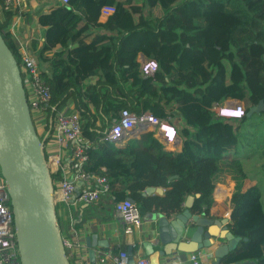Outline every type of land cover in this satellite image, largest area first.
<instances>
[{
  "label": "trees",
  "instance_id": "1",
  "mask_svg": "<svg viewBox=\"0 0 264 264\" xmlns=\"http://www.w3.org/2000/svg\"><path fill=\"white\" fill-rule=\"evenodd\" d=\"M105 6L116 12L100 24ZM9 11L5 6L0 33L20 66L21 48L8 30L13 16ZM39 21L47 27L43 51L73 46L69 59L56 54L52 73L43 74L52 99L50 107H43L49 125L40 138L55 124L52 108L62 110L71 99L92 147L86 168L96 174L106 168L113 202L132 199L146 213L171 219L182 213L188 196L199 194L191 211L209 216L215 180L231 171L241 154L242 129L252 119L247 113L264 101V0H71ZM138 52L158 62L154 76L141 74ZM226 99L247 104L242 119L211 111ZM123 109L136 115L160 109L175 127L180 121L181 152L167 151L152 134L143 162L135 158L139 137L124 149L101 141ZM52 176L54 180L58 175ZM148 188L164 192L147 194ZM231 207L228 232L241 241L228 262L264 264L260 189H237ZM58 223L63 236L60 218Z\"/></svg>",
  "mask_w": 264,
  "mask_h": 264
},
{
  "label": "water",
  "instance_id": "2",
  "mask_svg": "<svg viewBox=\"0 0 264 264\" xmlns=\"http://www.w3.org/2000/svg\"><path fill=\"white\" fill-rule=\"evenodd\" d=\"M264 112V101L251 107L248 117ZM0 169L8 186V194L17 230L22 264H72L63 244V236L54 204V184L43 142L33 123L22 82L19 63L0 33ZM147 194H162L161 188H148ZM200 195L188 196L185 207L191 209ZM132 203L134 201L129 199ZM150 227L142 246L150 264H174L182 257L211 250L214 259L204 264H256L255 262L229 263L240 238L228 232L230 221L204 218L184 213L175 221L161 214L141 210ZM151 232V233H150ZM100 234L86 236L91 262L95 261L97 247L109 249V240H99ZM247 240V239H245ZM128 262L135 264L133 241L128 242Z\"/></svg>",
  "mask_w": 264,
  "mask_h": 264
},
{
  "label": "built area",
  "instance_id": "3",
  "mask_svg": "<svg viewBox=\"0 0 264 264\" xmlns=\"http://www.w3.org/2000/svg\"><path fill=\"white\" fill-rule=\"evenodd\" d=\"M7 9L14 5L15 0H2ZM71 0H59L61 5H69ZM113 6L101 9L98 23L105 24L115 14ZM21 74L23 86L26 90V99L32 115L37 119L39 128L48 127L49 118L42 113V107H50L51 89L43 79V70L30 52L21 51ZM159 68L156 60L141 62V74L154 76ZM226 102L230 100L226 99ZM238 116H243L246 107L238 104L235 108ZM220 104L216 103L211 111H219ZM56 113L54 126L50 125L49 133L43 145L46 160L51 174L60 177L53 180L54 204H65L69 211L76 204L92 205L98 203L103 197L111 194L112 178L103 168L102 174H95L86 168L89 162L88 150L91 144L83 136L81 116L69 106L62 110L52 108ZM50 118V122H52ZM169 114L162 112L144 111L136 115L127 109L120 111L118 119L114 122L108 133L101 141L118 143L125 139L131 141L140 137L148 130L157 131L167 143H177L178 133L171 124ZM177 127V126H176ZM178 128V127H177ZM43 137V134L39 133ZM234 190V189H233ZM233 191L224 181L214 184L210 196L216 199L228 200ZM73 203V204H71ZM115 215L126 225V232L131 234L132 228L142 229L149 223L142 214L141 209L129 199L115 203ZM232 213V212H231ZM230 212L226 217H230ZM63 244L69 259L74 263L91 264L83 240L77 236L75 240L63 236ZM126 250L117 252L107 251L98 257L99 264H129ZM192 264L210 263L213 260L208 250H201L190 256ZM72 263V262H71ZM0 264H22L18 245L17 231L14 224V215L10 204L8 186L3 180L0 169ZM135 264H150L148 257H135Z\"/></svg>",
  "mask_w": 264,
  "mask_h": 264
},
{
  "label": "crops",
  "instance_id": "4",
  "mask_svg": "<svg viewBox=\"0 0 264 264\" xmlns=\"http://www.w3.org/2000/svg\"><path fill=\"white\" fill-rule=\"evenodd\" d=\"M60 4L59 0H15L14 5L10 7V15H13L10 18L8 24V30L12 35V38L15 42L20 45L21 51H27L32 54V56L37 61L38 65L42 68L43 74H50L52 73L51 64L54 63V56L56 54H63L65 59H69V51L72 50V44L68 43L67 47L64 46H57L53 49L43 51V47L46 44V31L47 27H44L40 24L39 18L44 14H48L51 10ZM5 5L2 0H0V24L5 21V14L3 10ZM126 21L129 26L133 25L132 18L130 16H126ZM88 22L90 20L88 19ZM96 28L93 30V34L97 33ZM148 49L147 46H145ZM136 60L141 66V62L144 60H149V58L143 53L138 52L136 55ZM231 104V102H225L224 105ZM65 106H69L71 109H77L75 107L74 102L70 99ZM161 109V108H160ZM156 110L158 112H163L162 110ZM257 115V114H256ZM254 115V116H256ZM258 116V115H257ZM182 123L180 121L177 122V127L180 130V134L178 136L179 140L177 143H166L163 141L162 137L159 135L157 131L148 130L145 134L141 135L139 140L136 141L137 148L135 149V158L136 160L146 162L148 159V155L145 151L146 143L151 137L152 134L157 136L160 141L163 143L167 151L178 153L182 150ZM36 126V125H35ZM40 129L41 132L44 133V129ZM243 131V129H242ZM38 132V131H37ZM136 138V137H135ZM135 141H131L130 139H125L115 144V147L124 149L129 144ZM241 161V156L237 155L235 157V162L233 168H237V163ZM227 175V171L224 172L221 176H219L215 183H219L224 181L225 183L229 184L232 188V195L226 201L224 199H216L210 196L209 199V216L204 214L199 215L200 217L204 218H213V219H222L226 217V215L232 212L231 207V199L232 196L235 194L237 189H241L242 192H246L253 186H257L262 194V202L264 207V192L260 185L257 183H248L246 179L242 177L235 178L234 184L228 183L225 178ZM238 183V185H237ZM235 187H234V186ZM236 188V189H235ZM234 189V190H233ZM163 190V189H162ZM164 192V190H163ZM115 202L111 200V194L103 197L98 203L92 205H79L76 204L72 207L71 212L69 211L68 207L65 205H58L57 213L58 218H60L63 230V236L75 240L77 236L83 240L84 246L87 249L88 258L91 262L90 255L88 253L89 249L87 248L85 238L86 236H91L92 234L99 233L100 237L99 240H109L111 248L103 249L97 247L96 249V256L95 261L91 262V264H99L98 257L107 251L117 252L119 250H128V242L130 239L133 241L135 257H148L145 253V250L142 246L144 241V236H146L147 240H152L154 246L157 244L156 236L151 238L146 232L148 231V224H145L142 229L132 228L131 234L126 232V225L115 215ZM191 213L193 212L191 209H188L183 205V211L179 216H174L173 218L169 219V221H175L184 213ZM143 216V215H142ZM228 218V217H227ZM230 223L232 221V213L228 218ZM229 226V225H228ZM151 233V232H150ZM155 249H160L159 246H155ZM213 253V251H211ZM214 259V258H213ZM74 259L71 261L73 262ZM174 264H192L190 260L186 257H182L180 262H175Z\"/></svg>",
  "mask_w": 264,
  "mask_h": 264
},
{
  "label": "rangeland",
  "instance_id": "5",
  "mask_svg": "<svg viewBox=\"0 0 264 264\" xmlns=\"http://www.w3.org/2000/svg\"><path fill=\"white\" fill-rule=\"evenodd\" d=\"M242 105H246L247 107L246 103ZM221 112L222 115L226 113L225 110ZM216 114L219 116L220 111ZM251 118L252 119L243 128V140L239 143L242 146L240 154L241 161L237 163V168H233L231 171L227 172L225 180L228 183L234 184L235 178L242 177L246 179L248 183H257L260 185L264 192V113L260 116L256 115ZM33 121L36 125L37 119L35 117H33ZM37 128L39 127L37 126ZM37 131L38 134H43L40 129H37Z\"/></svg>",
  "mask_w": 264,
  "mask_h": 264
},
{
  "label": "bare ground",
  "instance_id": "6",
  "mask_svg": "<svg viewBox=\"0 0 264 264\" xmlns=\"http://www.w3.org/2000/svg\"><path fill=\"white\" fill-rule=\"evenodd\" d=\"M150 60V59H149ZM21 70V69H20ZM140 71H141V66H140ZM144 76V75H143ZM138 80V79H137ZM135 81V80H134ZM24 87V86H23ZM24 90H25V88H24ZM25 95H26V90H25ZM230 101H234V100H230ZM236 102V101H235ZM54 108V107H53ZM42 113H43V115L44 116H46V117H48L47 116V114L43 111V107H42ZM226 111V113H224L223 115H222V112L220 111V117L222 116V117H224V118H227V119H232V118H230L229 117V115H230V112L228 111V110H225ZM215 113H217L218 111H214ZM54 114H55V116H56V113L55 112H53ZM80 115V114H79ZM33 123H34V121H33ZM172 124V123H171ZM34 126H35V124H34ZM172 126H174V125H172ZM175 127V126H174ZM176 128V127H175ZM43 129L45 130L46 129V127H43ZM35 130H36V132H37V129H36V126H35ZM176 131H177V129H176ZM177 133H178V131H177ZM37 134H38V132H37ZM160 135V134H159ZM38 136H39V134H38ZM83 136H84V134H83ZM161 136V135H160ZM178 136H179V134H178ZM162 137V136H161ZM39 138H40V136H39ZM84 138L86 139V137L84 136ZM162 139H163V141L164 142H166V140L162 137ZM40 140L43 142V145H44V142H45V140H46V138H44V139H41L40 138ZM86 140H88V139H86ZM179 140V139H178ZM89 141V140H88ZM90 142V141H89ZM167 143V142H166ZM116 144V143H115ZM43 151H44V149H43ZM44 154H45V156H46V153H45V151H44ZM48 163V162H47ZM106 169V168H105ZM93 173H95V172H93ZM96 174V173H95ZM52 175V174H51ZM57 178L58 177H60V175L57 173ZM99 175V174H98ZM3 177V176H2ZM52 179H53V176H52ZM3 180H4V178H3ZM5 181V180H4ZM10 204H11V200H10ZM71 204H73V203H71ZM135 204V203H134ZM60 205H65V204H60ZM66 206V205H65ZM67 207V206H66ZM165 217V216H164ZM57 219H58V213H57ZM150 225V223L148 224V226ZM16 229V228H15ZM17 231V230H16ZM203 250H206V249H203ZM210 253H211V255H212V257L214 258V253H212L211 252V250H208ZM73 259H70V261H72ZM150 262V261H149Z\"/></svg>",
  "mask_w": 264,
  "mask_h": 264
},
{
  "label": "clouds",
  "instance_id": "7",
  "mask_svg": "<svg viewBox=\"0 0 264 264\" xmlns=\"http://www.w3.org/2000/svg\"><path fill=\"white\" fill-rule=\"evenodd\" d=\"M226 102V100H224V102L223 103H219L220 104V110L219 111H222V110H228L229 112H230V115H229V117L230 118H236V119H242L244 116H245V114H246V111H247V107H246V105H245V107H246V110H245V113H244V115L243 116H238V114H237V110L235 109L236 108V106L238 105V104H241L240 102H235V101H230L231 102V104L229 103V104H227V106H225L224 105V103Z\"/></svg>",
  "mask_w": 264,
  "mask_h": 264
},
{
  "label": "flooded vegetation",
  "instance_id": "8",
  "mask_svg": "<svg viewBox=\"0 0 264 264\" xmlns=\"http://www.w3.org/2000/svg\"><path fill=\"white\" fill-rule=\"evenodd\" d=\"M264 112H261V113H259V114H257L258 116H260L261 114H263Z\"/></svg>",
  "mask_w": 264,
  "mask_h": 264
}]
</instances>
